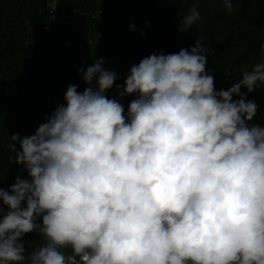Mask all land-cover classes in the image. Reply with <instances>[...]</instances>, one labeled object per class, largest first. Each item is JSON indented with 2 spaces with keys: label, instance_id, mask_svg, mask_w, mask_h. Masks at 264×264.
<instances>
[{
  "label": "clouds",
  "instance_id": "clouds-1",
  "mask_svg": "<svg viewBox=\"0 0 264 264\" xmlns=\"http://www.w3.org/2000/svg\"><path fill=\"white\" fill-rule=\"evenodd\" d=\"M208 51L200 37L152 53L123 84L95 59L83 92L69 85L33 135L10 136L27 177L0 188V264H264V126L241 92L264 87V45L219 91ZM33 232L44 242L28 253Z\"/></svg>",
  "mask_w": 264,
  "mask_h": 264
},
{
  "label": "trees",
  "instance_id": "trees-1",
  "mask_svg": "<svg viewBox=\"0 0 264 264\" xmlns=\"http://www.w3.org/2000/svg\"><path fill=\"white\" fill-rule=\"evenodd\" d=\"M49 2L0 0V119H4L0 121V172L3 176H0V185L4 182L0 188L3 189H8L16 177H27L23 166L14 162L15 153L9 147L13 143L10 136L17 133L21 137L33 135L46 122L41 114L44 111L48 115L53 112L38 103L34 93L52 83V93L58 106L64 103V85H78L79 92L86 87L80 69L86 71L93 63H82L74 55L56 49L30 58V48L24 45L28 37L38 34L52 33L51 37L54 35L61 39L62 30L73 11L87 12L97 5L104 8L106 42L96 59L103 58L106 61L103 67L111 69L127 63L128 67L117 73L119 79L116 84H123L131 66L138 64L142 58L152 53L167 55L187 48L188 33L177 31L179 22L186 16V8L188 11L193 7L197 9L199 18L195 22H204L207 18L209 26L202 30V36H209L210 44L221 56H225L229 64L227 78L222 84L214 72L206 70L214 76L217 91L230 88L243 72L250 71L261 58L264 0H231V14L223 7L224 0H187L186 3L184 0H59L55 21L50 19ZM213 25L218 27L216 32L212 29ZM133 26L134 31L131 30ZM50 41L47 48L52 47ZM241 92L258 105L257 115L251 123L264 126V87L255 88L251 93L242 88ZM107 95L119 99L115 85ZM132 99L134 97L129 96L121 101L125 113ZM43 242V238L35 232L24 238L28 253Z\"/></svg>",
  "mask_w": 264,
  "mask_h": 264
},
{
  "label": "built area",
  "instance_id": "built-area-1",
  "mask_svg": "<svg viewBox=\"0 0 264 264\" xmlns=\"http://www.w3.org/2000/svg\"><path fill=\"white\" fill-rule=\"evenodd\" d=\"M55 2L58 5L59 0H55ZM104 14V8L99 5L87 12H83L82 10L73 11L66 26L62 30L63 36H61V39L56 38L54 35L51 37L50 34L42 36L38 34L33 37H28L24 45L30 48V58L37 53H47L52 49H56L64 54L74 55L77 60L82 63H93L98 56L100 48L106 42V33L103 29ZM51 20H56L55 14L54 19ZM49 41L52 47L50 46V48H47ZM104 69L112 70L105 66ZM48 82L49 81H47V83ZM51 84L49 83L38 92L34 93L37 95L34 99L37 100L38 103L46 105L49 110L54 111L57 105L55 104L56 96L52 93L53 84ZM38 85L37 83V86ZM63 90L66 91L67 86L64 85ZM41 115L43 118L48 116L45 111Z\"/></svg>",
  "mask_w": 264,
  "mask_h": 264
},
{
  "label": "rangeland",
  "instance_id": "rangeland-1",
  "mask_svg": "<svg viewBox=\"0 0 264 264\" xmlns=\"http://www.w3.org/2000/svg\"><path fill=\"white\" fill-rule=\"evenodd\" d=\"M184 1L185 3L187 2V0H184ZM206 9H209V8H206ZM185 13L186 15H188L190 11H188V9L186 8ZM207 26H209V22L207 21V18L204 19V22H199V23L195 22L192 25V28L188 31V36H189L188 41L189 42H188L187 48L190 49L198 38L200 37L203 38L205 46L209 49L206 70L210 69L212 72H214L218 77L219 83L222 84L223 82H225L227 78V71L229 68V64L226 61L225 56H221L219 52L214 49V45L210 44L211 42H210L209 36H202L203 34L202 30L206 29ZM212 29L214 32H216L218 30V27L213 25ZM47 34L52 35V33H47ZM127 67H128L127 63H122V64H119L117 67L113 68L112 70L118 73ZM0 115L2 114L0 113ZM0 121H4V119H0ZM1 162L2 160H0V164ZM0 176L3 177L2 172H0ZM3 183L4 182L2 181V184L0 186H2Z\"/></svg>",
  "mask_w": 264,
  "mask_h": 264
}]
</instances>
